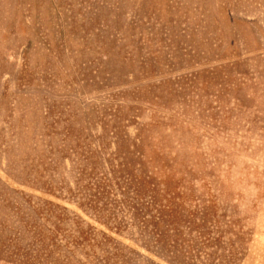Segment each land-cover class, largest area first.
<instances>
[{
    "label": "rangeland",
    "instance_id": "rangeland-1",
    "mask_svg": "<svg viewBox=\"0 0 264 264\" xmlns=\"http://www.w3.org/2000/svg\"><path fill=\"white\" fill-rule=\"evenodd\" d=\"M0 264H264V0H0Z\"/></svg>",
    "mask_w": 264,
    "mask_h": 264
}]
</instances>
